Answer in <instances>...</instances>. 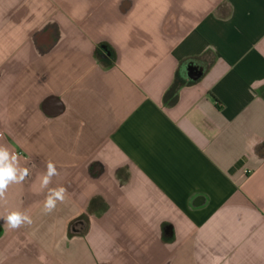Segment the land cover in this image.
<instances>
[{
    "label": "crops",
    "instance_id": "0c3cea01",
    "mask_svg": "<svg viewBox=\"0 0 264 264\" xmlns=\"http://www.w3.org/2000/svg\"><path fill=\"white\" fill-rule=\"evenodd\" d=\"M0 144V264H264V0H0Z\"/></svg>",
    "mask_w": 264,
    "mask_h": 264
},
{
    "label": "clouds",
    "instance_id": "9594fccd",
    "mask_svg": "<svg viewBox=\"0 0 264 264\" xmlns=\"http://www.w3.org/2000/svg\"><path fill=\"white\" fill-rule=\"evenodd\" d=\"M186 78V70L184 73ZM21 156L18 152L10 151L6 145L0 144V200L5 198V193L12 184H21L29 175V170L21 166ZM56 165L49 161L47 170L40 179V189L47 190V196L44 201L43 211L45 214L51 213L58 202L63 203L65 200L67 189L60 187H49L53 177L58 176ZM0 219L5 221L8 229H19L23 225H31V217L21 211H10L7 215L0 216ZM40 259L43 261L44 257Z\"/></svg>",
    "mask_w": 264,
    "mask_h": 264
},
{
    "label": "water",
    "instance_id": "95a60500",
    "mask_svg": "<svg viewBox=\"0 0 264 264\" xmlns=\"http://www.w3.org/2000/svg\"><path fill=\"white\" fill-rule=\"evenodd\" d=\"M185 70L187 72V77L192 80L198 79L201 75V71L197 67L191 65L185 68Z\"/></svg>",
    "mask_w": 264,
    "mask_h": 264
},
{
    "label": "trees",
    "instance_id": "16d2710c",
    "mask_svg": "<svg viewBox=\"0 0 264 264\" xmlns=\"http://www.w3.org/2000/svg\"><path fill=\"white\" fill-rule=\"evenodd\" d=\"M176 86H177V82H176V84H174V87L172 88L173 91L176 89ZM81 219H83V220H85L87 222V218L86 217H82Z\"/></svg>",
    "mask_w": 264,
    "mask_h": 264
}]
</instances>
